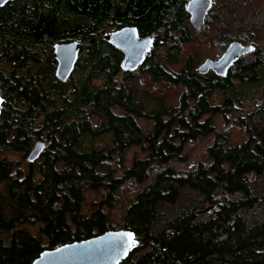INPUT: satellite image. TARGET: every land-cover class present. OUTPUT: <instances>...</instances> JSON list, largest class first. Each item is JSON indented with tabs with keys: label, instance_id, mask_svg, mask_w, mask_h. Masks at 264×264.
<instances>
[{
	"label": "trees",
	"instance_id": "obj_1",
	"mask_svg": "<svg viewBox=\"0 0 264 264\" xmlns=\"http://www.w3.org/2000/svg\"><path fill=\"white\" fill-rule=\"evenodd\" d=\"M183 1L12 0L0 7V264H31L44 250L115 230L117 206L119 228L136 240L119 264H264V214L255 217L264 208V126L256 128L263 107L235 120L246 127L243 142L232 143L229 130L212 123L216 115L228 120L234 101L254 100L264 53L257 48L239 62L237 76H201L189 54L173 70L180 43L192 36ZM126 25L154 34L149 78L184 88L176 106L158 99L146 110L133 76H119V55L99 34ZM74 39L89 44L62 82L53 47ZM209 135L202 160L173 165L186 162L187 142ZM36 142L44 146L31 159ZM132 147L146 155L125 167ZM86 189H103L87 214Z\"/></svg>",
	"mask_w": 264,
	"mask_h": 264
},
{
	"label": "rangeland",
	"instance_id": "obj_2",
	"mask_svg": "<svg viewBox=\"0 0 264 264\" xmlns=\"http://www.w3.org/2000/svg\"><path fill=\"white\" fill-rule=\"evenodd\" d=\"M188 1L184 0L182 2L183 9H185ZM212 2L213 4L211 6L213 7L209 10L210 15L204 22L201 30L195 31L190 26V16L186 17V23L192 29V36L190 41L180 43L181 49L178 62L169 65L173 70H178L184 64L188 54L191 55L195 68H198L205 59L217 60L216 58H219L232 42H237L241 46L249 45L253 48L254 53L257 51V48L264 53V0H212ZM110 30L111 28H106L102 34H99V37ZM229 38H232V41L228 42ZM240 38H243V40H240ZM88 41L89 39L82 41V45L86 46L89 44ZM254 53L247 52L245 56L249 58ZM41 60H44V56H42ZM10 70V68L4 69L5 72H10ZM119 79L121 80V78ZM97 83L98 81H96ZM131 84L138 88L136 97L142 101L146 110L155 108L159 100H162L168 106H176L184 90L180 85H173L170 82L161 80L153 82L147 77H145L143 85L138 82V77H132ZM262 84L261 89L255 93L254 100H243L241 103L234 101V109L229 115L228 120L217 115L213 116L212 123L214 127L217 130H229L228 137L232 143L243 142L247 139L246 127L244 125L238 126L235 120L238 117L246 115L252 108L263 107V123L256 125V128L259 130L264 126V79ZM211 101L214 104H219L221 102V96L213 95ZM136 121L144 132L151 130V122L141 118H137ZM212 140L213 136L209 135L206 137H198L194 141L187 142L183 151L187 158L186 162L173 163V165L178 169L188 168L195 162L202 160L204 158V150L207 146L211 145ZM139 149L140 147H132L124 151L126 157L125 167L131 165L133 158L144 157L146 155V152L141 153ZM11 157L15 159L19 158L13 155ZM120 172L121 170L118 171V173ZM261 187L262 189L264 188V182H262ZM101 193H103V189L99 191L86 189L84 191L82 209L84 213L87 214L90 212L91 202L97 200ZM128 193V191H124L122 195L125 196ZM173 210L175 208L172 206L168 214ZM120 213L119 206L111 212L112 224L117 229H121L119 228L121 223ZM263 214L264 208L261 207L258 209V214L255 217L262 218ZM116 228L115 230H117ZM31 231L35 233L36 228L33 227Z\"/></svg>",
	"mask_w": 264,
	"mask_h": 264
},
{
	"label": "water",
	"instance_id": "obj_3",
	"mask_svg": "<svg viewBox=\"0 0 264 264\" xmlns=\"http://www.w3.org/2000/svg\"><path fill=\"white\" fill-rule=\"evenodd\" d=\"M12 0H0V7ZM211 6V0H189L186 11L190 16V25L198 31L203 19ZM117 49L124 53L121 63L123 70L136 69L144 60L152 37L138 38L136 29L131 26L123 27L104 36ZM249 45L241 46L232 42L226 51L217 59H206L198 68L197 73H206L209 69L223 75L226 68L240 54L250 52ZM79 43L70 41L56 43L52 56L56 60L55 76L64 82L72 73L75 61L78 58ZM140 81H143L140 78ZM2 97L0 96V108ZM44 144L36 142L30 154L31 159L38 157ZM211 208H205L199 213H208ZM129 234H131L129 236ZM133 241L135 242L133 245ZM136 246L134 234L126 229L108 230L91 238L63 244L55 249L44 250L31 264H119Z\"/></svg>",
	"mask_w": 264,
	"mask_h": 264
},
{
	"label": "flooded vegetation",
	"instance_id": "obj_4",
	"mask_svg": "<svg viewBox=\"0 0 264 264\" xmlns=\"http://www.w3.org/2000/svg\"><path fill=\"white\" fill-rule=\"evenodd\" d=\"M188 3V2H187ZM213 4V2H212V0H211V5ZM184 12H185V14L187 15V16H189V14L187 13V11H186V7H185V9H184ZM204 22H205V17H204V19H203V22H202V26H201V28L199 29V30H201L202 29V27H203V24H204ZM127 26H129V25H126V26H121V27H116V28H114V27H112L111 28V30L110 31H108V32H106V33H104L101 37H102V39L105 41V42H107L108 44H110L111 46H112V48L114 49V50H116V52H117V54L119 55V63H120V70H119V75L121 74V76H124V73H129V74H131L133 77H138V82L141 84V85H143L144 84V80H145V77H147V78H149L150 77V75H151V68L149 67V66H147V62L148 61H155V55H154V53H155V47H154V43H153V41H154V38H153V35L154 34H149V35H146V36H139V33H138V31H137V29H136V27H134V26H131V27H134L135 29H136V33H137V37L138 38H146V37H148V36H150V37H152V41H151V43H150V45H149V48H148V51L146 52V54H145V57H144V60H143V62L136 68V69H134L133 71H131V70H123L122 68H121V63H122V61H123V59H124V53L121 51V50H119V49H117L115 46H113L109 41H107V40H105L104 39V36L105 35H107V34H110L111 32H114V31H117V30H119V29H121V28H123V27H127ZM191 26V25H190ZM192 27V26H191ZM193 28V27H192ZM198 30V31H199ZM196 31V30H195ZM70 41H77L78 43H79V51H78V54L80 53V50L82 51V42H80L79 40H68V41H61V42H56V43H67V42H70ZM55 43V44H56ZM54 44V45H55ZM225 52V51H224ZM251 53H254L253 52V48H252V50L250 51ZM250 52H248V53H250ZM246 54L245 53H243V54H240V55H238L233 61H232V63L226 68V71H225V73L223 74V75H220V74H217V73H215L214 71H212L211 69H209L206 73H203V74H200V73H197V74H200L201 76H237L236 75V70H234L235 68H236V65L239 63V62H246L249 58L248 57H246L245 56ZM221 56V55H220ZM216 59H218V58H216ZM206 60V59H205ZM212 61H214V59L212 60ZM204 62V61H203ZM202 62V63H203ZM201 63V64H202ZM56 64H57V62L55 63V69H56ZM197 68H195L194 67V72L196 73L197 71ZM140 78H142L143 79V81H140Z\"/></svg>",
	"mask_w": 264,
	"mask_h": 264
},
{
	"label": "snow or ice",
	"instance_id": "obj_5",
	"mask_svg": "<svg viewBox=\"0 0 264 264\" xmlns=\"http://www.w3.org/2000/svg\"><path fill=\"white\" fill-rule=\"evenodd\" d=\"M130 235H131V234H129V236H130ZM134 243H135V242L133 241V245H134Z\"/></svg>",
	"mask_w": 264,
	"mask_h": 264
}]
</instances>
